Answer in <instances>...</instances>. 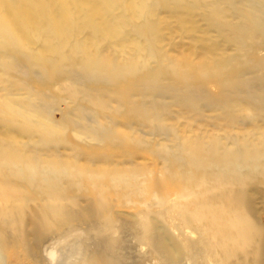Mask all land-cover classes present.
I'll use <instances>...</instances> for the list:
<instances>
[{
    "label": "rangeland",
    "instance_id": "obj_1",
    "mask_svg": "<svg viewBox=\"0 0 264 264\" xmlns=\"http://www.w3.org/2000/svg\"><path fill=\"white\" fill-rule=\"evenodd\" d=\"M263 3L0 0V264H264Z\"/></svg>",
    "mask_w": 264,
    "mask_h": 264
},
{
    "label": "bare ground",
    "instance_id": "obj_2",
    "mask_svg": "<svg viewBox=\"0 0 264 264\" xmlns=\"http://www.w3.org/2000/svg\"><path fill=\"white\" fill-rule=\"evenodd\" d=\"M248 1V3H249V6L251 7V4L252 5H256V7L259 9V12H260V7H261V5H262V3L264 2V0H247ZM263 6H264V3H263ZM257 9V10H258ZM258 13V12H257ZM43 13H42V15H41V18L43 17ZM255 22H256V25L258 26V27H260L261 28V26H262V23H261V20L258 18V19H256V16H255ZM262 148H264V147H262ZM175 153V152H174ZM173 154V153H172ZM8 160H7V162L8 163H5L6 165L5 166H11L12 167V165L14 164V163H16L17 161H19L21 158L16 154V152L14 153V152H10V153H8ZM174 155V154H173ZM235 156V155H234ZM233 155H231V153L230 152H228V154L227 153H222V154H217L216 155V160H218V162H220V163H224L223 165L224 166H227V165H233V164H236V165H241V166H243L244 167V169H248V170H251L252 168H255L256 167V164L260 161V158L261 157H264V149L263 150H258V152L256 153V152H254V153H237V155L234 157ZM6 158V159H7ZM6 159H3L2 158V156L0 155V166H4V164H3V161L4 160H6ZM3 164V165H2ZM189 165V164H188ZM197 165H200V163H198ZM7 166V167H8ZM190 166V165H189ZM194 166V165H193ZM236 166H234L233 168H235ZM236 170H234V172H235ZM53 172H56L55 170H53ZM233 174V173H232ZM238 174V173H237ZM236 174V175H237ZM203 179V178H202ZM204 180V179H203ZM53 178H51L50 180H49V186L48 187H46V189H48L49 190V192L52 194H55V195H52L54 198H57V202H56V204L54 205V206H51V207H49L48 209H47V211H48V215H46L47 217H45V219L43 220V221H40V222H37V224H35V228H40L41 229V231H42V233L43 234H45V232L47 231V230H49L48 228L49 227H51L52 225L51 224H48L49 223V218L48 217H53L54 219H56V218H58V219H60V222L63 224V223H67V225H66V229L67 228H69V229H72V228H74L73 227V224H71L70 222L71 221H73V220H75L76 219V217L75 216H73L72 214H70L69 212H67V211H65V209L63 208V207H61V205H59L58 203L60 202L59 201V198H61L62 196H61V192L59 193L58 192V190H55L54 191V185H52L53 184ZM6 181H3V180H0V191H2L3 193H1L2 194V196H3V198H5V199H11V197H12V195H11V189H8L7 187H5V189L3 188V185H4V183H5ZM44 182V181H43ZM202 182V181H201ZM207 182V181H206ZM195 184H197L196 182H195ZM206 184V183H205ZM207 185V184H206ZM201 186H203V184L201 185ZM227 186V185H226ZM200 187V186H199ZM202 189V188H201ZM9 191H10V193H9ZM190 191V190H189ZM187 194V193H186ZM208 194V193H207ZM206 194V195H207ZM202 196V195H201ZM203 197V196H202ZM51 198V196L49 197V199ZM11 201V200H10ZM209 207V206H208ZM206 208V207H205ZM215 208V207H214ZM223 208V207H222ZM190 213H192V212H190ZM206 218V216L204 215V214H197L196 216L194 215V214H192V215H190V216H186L184 219H183V223L186 225V226H190V225H192V223H194L195 221H199L200 222V224H202V223H206V222H210L212 225L214 224V225H216V222H214V220H207V219H205ZM241 219H243V218H241V216H237L236 214H233V216H232V220L233 221H231V223L233 224H236V222L235 221H241ZM2 221H3V223L2 224H4V226L6 225V226H8V225H10V221H11V224H12V222H13V220H11V218L9 219V221H8V219L6 220V219H2ZM39 223V224H38ZM61 223H59V225H61ZM64 224V225H65ZM19 227V226H18ZM75 228H76V226H75ZM144 228H145V231H146V233H147V236L153 231V227L151 226V224H149V223H147V222H145V224H144ZM206 228V227H205ZM68 229V230H69ZM65 230V229H64ZM41 231H39L40 233H41ZM62 232H63V230H62ZM21 234V233H20ZM238 238L239 239H244L245 237H246V232L244 231V230H240V231H238ZM62 235V234H61ZM75 236V235H74ZM72 237V236H71ZM150 238H151V236H149ZM73 238V237H72ZM78 238H80L79 236H78ZM159 239V238H158ZM158 239H156V240H158ZM70 240H71V238H70ZM76 240H78V239H76ZM76 240H75V242H76ZM151 240V239H150ZM154 240V239H153ZM153 240H151V241H153ZM37 241V243L39 242V241H41V238H39V239H37L36 240ZM35 241V242H36ZM56 241V240H55ZM54 241V242H55ZM68 241V240H67ZM66 241V242H67ZM73 241V240H72ZM72 241H70V243H72ZM74 242V243H75ZM79 242V241H78ZM25 243H26V240H24V245H25ZM55 243H57V242H55ZM64 243V242H63ZM163 243V242H162ZM62 244V243H61ZM65 244V243H64ZM69 244V243H68ZM164 244V243H163ZM63 245V244H62ZM73 245H75V244H73ZM36 246V243L33 245V247H30V250L32 249V248H34ZM50 246V245H49ZM52 246V245H51ZM61 245H58L57 246V248H55V249H52V251L50 252V257L52 258V260H54L55 258H59V257H61V252H63V250L61 249V247H66L67 248V246L65 245H63V246H61ZM68 246H71V245H68ZM153 247L155 248L154 250H155V253L157 252L158 254H160V253H165L166 252V248L164 247V245H162L161 243H154L153 242ZM65 248V249H66ZM88 248V247H87ZM64 249V250H65ZM83 249V248H82ZM86 249V248H85ZM110 249V248H109ZM108 249V250H109ZM80 250V249H79ZM207 250V249H206ZM80 251H82V250H80ZM76 252L78 253V255H79V252H78V249L77 248H75V247H73V249H70V251L68 252L69 254H66V256L64 255V257H66V260H65V263L66 264H99L98 262H99V260L97 259V258H95L94 256H91V257H88L87 258V256H86V259H84L83 260V258H81L82 259V261H76L75 260V258L76 257H78V255L76 256ZM82 253V252H81ZM85 253V252H84ZM207 253H208V251H207ZM63 254V253H62ZM74 255L76 256V257H74ZM207 255V254H206ZM159 256V255H158ZM80 257V256H79ZM78 257V258H79ZM83 257V256H82ZM85 257V256H84ZM60 259V258H59ZM77 259V258H76ZM80 259V260H81ZM221 259V258H220ZM51 260V259H50ZM51 260V261H52ZM61 260H63V258L61 259ZM60 263V262H59ZM106 264H111V263H109V261L107 260L106 261Z\"/></svg>",
    "mask_w": 264,
    "mask_h": 264
}]
</instances>
